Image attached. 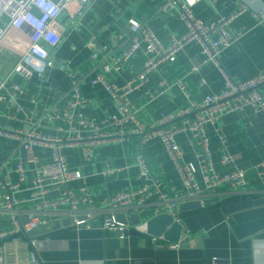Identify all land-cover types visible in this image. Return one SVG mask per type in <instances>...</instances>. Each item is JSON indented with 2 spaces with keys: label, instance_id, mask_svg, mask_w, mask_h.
<instances>
[{
  "label": "crops",
  "instance_id": "1",
  "mask_svg": "<svg viewBox=\"0 0 264 264\" xmlns=\"http://www.w3.org/2000/svg\"><path fill=\"white\" fill-rule=\"evenodd\" d=\"M167 0H91L80 14L73 3L62 13V42L51 50L57 66L46 69L41 77L28 80L14 72L22 55L8 46L0 48V79L6 89L0 91V130L5 132H31L66 139L75 137L62 122L52 125L44 121L47 113L62 112L71 100L72 84L68 77L73 72L81 80L83 97L87 100L83 115L103 132H116L106 120L116 115L113 99L101 84L92 81L99 75L118 87H123L142 68L143 53L116 68L115 60L129 50L132 32L129 21L147 26L165 45L172 38L181 39L187 34L180 20L179 9L166 8ZM245 10V11H243ZM264 10V0H204L195 7L196 16L204 23H212L221 16H234L232 32L242 31L243 37L220 54L219 62L236 82H244L264 72V21L254 13ZM145 48V43L142 44ZM202 49L197 43L188 44L173 64L164 63L148 77V84L131 95L138 117L146 125L159 122L162 117L186 109L192 101L202 102L224 89V78L213 64L202 63ZM194 66L199 70L192 72ZM109 70L110 73L106 71ZM184 80L186 93L176 86ZM162 81L166 87H162ZM14 85L20 87L16 92ZM81 136L87 135L79 129ZM209 139L215 170L220 175L238 169L247 172L246 186L239 189L222 187L209 194L206 208L180 211L182 228L190 232L189 241L179 250L170 249L169 241L154 243L151 235L134 230L132 223L125 239L119 232L102 229V216L95 214L90 227L64 226L37 237V256L41 264H264V182L257 176L256 166L264 162V114L251 109L232 113L221 118L214 126L204 128ZM218 133L226 141L222 146ZM186 133L177 138L186 162L199 168L197 145ZM34 155L41 164L54 161L51 148L36 147ZM143 154L151 170L152 179L161 182V191L173 197L183 191L182 181L160 140L142 143L141 136L128 142H108L98 146L87 160L83 146L62 150L67 166L81 172L83 179L72 182L68 188L77 191L85 186L96 202L109 199L117 193L141 188L150 180L139 178L136 156ZM224 155L233 159L221 163ZM22 162L32 177L34 164L17 140L0 135L1 176L18 180L15 172ZM108 168L117 169L114 175L104 176ZM202 185V175L197 174ZM3 191L0 189V195ZM22 197L30 199L31 186H22ZM159 200L153 198L144 207L129 209L126 217L138 216L144 224L156 216ZM32 210L28 202L20 207ZM68 218H64L67 220ZM62 220V221H64ZM2 229L9 227L5 216L0 215ZM55 226V225H54Z\"/></svg>",
  "mask_w": 264,
  "mask_h": 264
},
{
  "label": "built area",
  "instance_id": "2",
  "mask_svg": "<svg viewBox=\"0 0 264 264\" xmlns=\"http://www.w3.org/2000/svg\"><path fill=\"white\" fill-rule=\"evenodd\" d=\"M91 0H0V48L8 46L14 52L22 55L21 61L15 66L14 72L28 80L34 76L41 77L46 69L57 66L52 58L51 50L58 48L62 42V26L59 18L68 11L73 3H77V13ZM204 0H167L166 8L179 9L180 20L184 23L187 34L181 39L172 38L165 45L145 25L130 20L128 25L132 32L130 50L121 58L115 60L116 68L130 61L138 53H143L145 62L140 71L123 87L111 83L106 75H99L92 81L93 85L101 84L114 101L116 115L106 122L119 127L118 131L103 132L89 121L81 112L87 104L82 95L81 80L73 72L68 73L72 84L71 100L62 112L54 110L47 113L44 121L57 125L62 122L71 131L77 132L75 137L66 139L50 138L34 131L5 132L0 135L17 140L28 155V161L34 164L33 176H28L24 164H17L15 172L18 180L13 182L8 175L1 176L3 167L0 165V215L8 220L9 227L0 226V264H41L37 256L38 240L31 237V232H51L57 222L64 218L71 221L75 228L90 227V221L95 214L102 216V229L119 232L120 239H125L130 231L129 224L117 220L118 215L125 214L129 209H139L157 197L159 200L156 216L171 215L174 222L181 223L180 206L199 202L200 208H206L209 194L226 187L239 189L246 186L244 169H238L226 175L216 172L212 160L209 139L204 132L206 125H216L222 117L232 113H242L251 109L257 114H264V72L244 82H236L221 67L219 62L223 50L232 46L243 37L244 32H232L234 20L242 13L234 16H221L212 23H204L195 14V7ZM53 11H49V7ZM245 11V10H243ZM254 17L264 21V10L254 13ZM145 43V48L142 44ZM190 43H197L202 49L203 60L200 65L213 64L224 78V89L221 93L206 97L202 102L192 101L190 105L176 114L162 117L159 122L146 125L139 120L138 110L131 101V95L148 84L149 75L164 63L173 64L177 55ZM199 66L191 71L196 72ZM110 73L109 70L106 71ZM162 87L166 82L162 81ZM176 86L186 93L184 80H179ZM16 92L20 87L13 86ZM6 89V83L0 79V91ZM79 129L87 133L81 136ZM190 134L192 141L199 149L197 159L199 168L184 160V154L177 142L183 134ZM133 136H141L142 143L160 140L165 151L174 164L182 181L183 191L174 192L173 197L161 191V182L152 179L151 170L143 154L136 156L139 167V178L150 180L141 188L128 192L117 193L109 199L96 202L89 190L82 186L77 191L68 188L72 182L81 181L83 176L79 171L68 168L62 150L67 147L83 146V155L89 160L95 149L108 142L125 143ZM218 138L225 146L226 141L221 133ZM191 141V142H192ZM192 142V143H193ZM193 143V145H194ZM36 147L51 148L54 161L41 164L34 155ZM233 161L224 155L221 163L230 164ZM257 176L264 182V162L256 166ZM118 170L108 168L103 175L110 176ZM202 175V185L197 181V174ZM31 186L30 199L22 197V186ZM30 202L32 210L22 211L21 206ZM26 220V222H25ZM131 230L148 234L147 225H133ZM46 233V234H47ZM152 237L154 243L165 241L163 237ZM190 239V232L182 228L178 242L168 243L173 250H179ZM166 242V241H165Z\"/></svg>",
  "mask_w": 264,
  "mask_h": 264
},
{
  "label": "water",
  "instance_id": "3",
  "mask_svg": "<svg viewBox=\"0 0 264 264\" xmlns=\"http://www.w3.org/2000/svg\"><path fill=\"white\" fill-rule=\"evenodd\" d=\"M206 204H210L211 201H205ZM196 210L200 209V203L199 202H192L188 204H183L180 206V211L185 210ZM117 220L122 224H129L132 223V225H138L140 223L138 216H131L126 217L125 214H120L117 217ZM26 222V220H25ZM68 220L62 221V225L67 226L69 225ZM147 232L149 235L161 238L163 237L164 240L169 241L171 243L178 242L180 235L182 233V225L174 222V219L171 215L168 214H160L158 216L153 217L151 220H149L147 223ZM60 228V223L57 222L52 230H57ZM47 232L45 231H38V232H31L29 235L31 237H38L40 235H44Z\"/></svg>",
  "mask_w": 264,
  "mask_h": 264
},
{
  "label": "clouds",
  "instance_id": "4",
  "mask_svg": "<svg viewBox=\"0 0 264 264\" xmlns=\"http://www.w3.org/2000/svg\"><path fill=\"white\" fill-rule=\"evenodd\" d=\"M49 11H50V12H51V11H53V9H52V7H51V6L49 7Z\"/></svg>",
  "mask_w": 264,
  "mask_h": 264
}]
</instances>
